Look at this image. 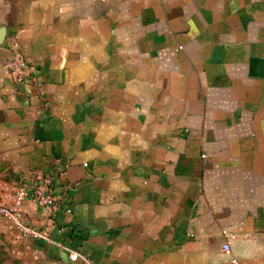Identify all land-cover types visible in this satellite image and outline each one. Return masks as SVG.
Returning a JSON list of instances; mask_svg holds the SVG:
<instances>
[{
  "label": "crops",
  "instance_id": "obj_1",
  "mask_svg": "<svg viewBox=\"0 0 264 264\" xmlns=\"http://www.w3.org/2000/svg\"><path fill=\"white\" fill-rule=\"evenodd\" d=\"M0 30V206L60 200L16 213L47 241L0 216L17 264H264V0H0Z\"/></svg>",
  "mask_w": 264,
  "mask_h": 264
},
{
  "label": "built area",
  "instance_id": "obj_2",
  "mask_svg": "<svg viewBox=\"0 0 264 264\" xmlns=\"http://www.w3.org/2000/svg\"><path fill=\"white\" fill-rule=\"evenodd\" d=\"M7 69L12 73L17 82H22L24 78V71L26 69L25 62L21 59V57L14 51L10 50V57L7 62ZM51 178L46 177L42 179L40 182L35 183L32 187L27 188L22 181L16 182L15 191L8 195L7 198L13 200V205L10 207L0 206V216L5 218L11 228H14L17 231L16 240L20 242H26L28 240H44L47 241L46 237L35 231L28 226H25L21 219L16 216V213L21 208V203L24 199L29 198L35 204L40 207H44L50 210H56L58 208L57 204L60 202L51 191ZM59 209V208H58ZM68 213V210H64ZM221 237L224 242L220 246V251L225 256L229 255V242L234 240L236 235L227 230H222L220 232ZM67 258L70 262H78L79 264H93L90 260H88L85 256L79 254L76 251L68 250ZM226 264H239V262L235 258H226Z\"/></svg>",
  "mask_w": 264,
  "mask_h": 264
},
{
  "label": "rangeland",
  "instance_id": "obj_3",
  "mask_svg": "<svg viewBox=\"0 0 264 264\" xmlns=\"http://www.w3.org/2000/svg\"><path fill=\"white\" fill-rule=\"evenodd\" d=\"M0 264H17L13 254L2 239H0Z\"/></svg>",
  "mask_w": 264,
  "mask_h": 264
},
{
  "label": "water",
  "instance_id": "obj_4",
  "mask_svg": "<svg viewBox=\"0 0 264 264\" xmlns=\"http://www.w3.org/2000/svg\"><path fill=\"white\" fill-rule=\"evenodd\" d=\"M0 33H2V30H0ZM0 37H1V34H0Z\"/></svg>",
  "mask_w": 264,
  "mask_h": 264
}]
</instances>
